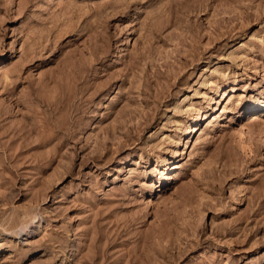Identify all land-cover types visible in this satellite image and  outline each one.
Returning <instances> with one entry per match:
<instances>
[{
  "label": "rangeland",
  "instance_id": "1",
  "mask_svg": "<svg viewBox=\"0 0 264 264\" xmlns=\"http://www.w3.org/2000/svg\"><path fill=\"white\" fill-rule=\"evenodd\" d=\"M0 264H264V0H0Z\"/></svg>",
  "mask_w": 264,
  "mask_h": 264
},
{
  "label": "bare ground",
  "instance_id": "2",
  "mask_svg": "<svg viewBox=\"0 0 264 264\" xmlns=\"http://www.w3.org/2000/svg\"><path fill=\"white\" fill-rule=\"evenodd\" d=\"M175 169V168H174Z\"/></svg>",
  "mask_w": 264,
  "mask_h": 264
}]
</instances>
